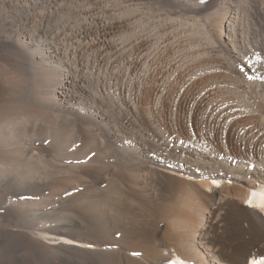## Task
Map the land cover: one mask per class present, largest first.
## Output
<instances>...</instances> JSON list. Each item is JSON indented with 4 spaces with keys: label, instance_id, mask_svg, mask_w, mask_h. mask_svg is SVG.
<instances>
[{
    "label": "bare ground",
    "instance_id": "bare-ground-1",
    "mask_svg": "<svg viewBox=\"0 0 264 264\" xmlns=\"http://www.w3.org/2000/svg\"><path fill=\"white\" fill-rule=\"evenodd\" d=\"M153 5L179 17L152 10L119 38L91 12L69 35L13 31L4 55L31 88L28 103H0V167L21 151L10 136L42 126L60 140L59 164L14 167L46 169L52 200L76 189L40 218L63 222L39 231L64 264L264 261V0ZM168 20L181 31L170 36Z\"/></svg>",
    "mask_w": 264,
    "mask_h": 264
},
{
    "label": "rangeland",
    "instance_id": "rangeland-1",
    "mask_svg": "<svg viewBox=\"0 0 264 264\" xmlns=\"http://www.w3.org/2000/svg\"><path fill=\"white\" fill-rule=\"evenodd\" d=\"M227 1L233 6L240 2V0ZM153 3L155 0H0V8L2 9L0 11V103L7 101L8 106L28 103L27 94L31 88L30 82L20 76V70L10 58L4 55L5 52L10 51L8 48L17 40L16 33H13L17 27L31 22L30 25L34 26L31 28L32 32L39 34V36H42L40 34L42 28L55 34L59 29L65 28L61 36L69 35L77 28L75 24L80 25L77 23L78 16L81 13H84L85 16V13L91 12L96 16L99 15L117 22L118 28L114 36L119 38L124 33L133 32L137 29L140 19L152 10L154 11L151 13L154 14L156 21L165 20L169 17H179L175 7L168 9L162 5L155 6ZM129 9H133L134 12L129 13ZM230 17H233V14ZM9 23L10 25H4ZM165 25L166 32L169 31L170 36L172 31L176 33L181 31L178 22L168 20ZM249 37L250 40L246 41V45H255L256 37L254 38L253 34H249ZM34 42L36 43V41ZM263 50L258 55L263 54ZM42 131V126H37L29 132H21L20 135L9 137L10 140H13L14 146L12 147L20 148L21 151L19 155L11 156L10 162L5 168L0 167V264L65 263L64 261L62 263L58 255L45 249L42 243L54 244L55 241L44 240L40 234L42 232L39 231L40 228L48 226H53L55 229L60 228L63 222L53 221L47 217L45 219L40 218L44 217L47 211L62 209L63 200L72 198L76 194V189L67 193L57 192V195L53 196L55 199L52 200L49 196V189L43 190L44 186L50 185L51 182L50 179L46 178V169H37L34 176H28V174L19 172L14 167L15 161L23 160L24 163H29L38 158L60 163L54 159L58 155L62 156V149L57 150L56 147V144H60V140L48 134L44 136ZM5 160L9 161V159ZM37 206L43 210H39ZM36 208L40 212L39 216L34 213ZM47 237L59 239L57 235L49 234ZM57 241H61V239ZM68 244L74 243L69 242ZM54 258H56V263Z\"/></svg>",
    "mask_w": 264,
    "mask_h": 264
},
{
    "label": "snow or ice",
    "instance_id": "snow-or-ice-1",
    "mask_svg": "<svg viewBox=\"0 0 264 264\" xmlns=\"http://www.w3.org/2000/svg\"><path fill=\"white\" fill-rule=\"evenodd\" d=\"M92 156H95V153H92ZM86 247L91 248L92 245L91 244H88V245H86ZM133 254L134 255H139V253H133ZM169 264H175V261H169ZM253 264H264V261H253Z\"/></svg>",
    "mask_w": 264,
    "mask_h": 264
}]
</instances>
